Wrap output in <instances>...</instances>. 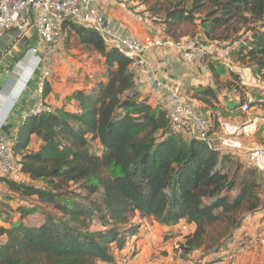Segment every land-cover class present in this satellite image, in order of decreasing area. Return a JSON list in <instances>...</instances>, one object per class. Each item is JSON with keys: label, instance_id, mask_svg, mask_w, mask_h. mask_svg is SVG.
<instances>
[{"label": "trees", "instance_id": "1", "mask_svg": "<svg viewBox=\"0 0 264 264\" xmlns=\"http://www.w3.org/2000/svg\"><path fill=\"white\" fill-rule=\"evenodd\" d=\"M139 1L175 42L195 38L199 27L212 42L244 38L231 55L264 82V0ZM62 34L66 46L75 36L74 44L97 53L103 72L72 93L75 110L52 106L28 115L13 136L28 179L1 175L7 192L0 194V216L7 226H0V264H115V250L126 249L142 228L136 217L195 224L184 250L202 251L207 264L220 261L243 220L264 207V173L240 174L234 152L170 133L167 110L136 89L134 60L99 32L66 19ZM230 76L227 87L243 104L250 88L238 72ZM50 92L48 82L45 99ZM199 94L219 102L212 86L199 87ZM40 180L45 186L36 185Z\"/></svg>", "mask_w": 264, "mask_h": 264}, {"label": "crops", "instance_id": "2", "mask_svg": "<svg viewBox=\"0 0 264 264\" xmlns=\"http://www.w3.org/2000/svg\"><path fill=\"white\" fill-rule=\"evenodd\" d=\"M99 4L104 10L108 22L120 26L126 34L143 41L159 38L165 42H171V45L166 44L146 50L143 54L146 63L143 66L137 63L132 65L136 78V89L143 97L148 98L152 106H158L165 110L169 107L168 92L158 85V81H162L171 86L180 85L188 104L204 116L213 119L214 112L220 110L224 112L226 117L237 121L238 117L235 113L241 111L240 94L235 89L228 88L227 83L231 80L230 72H238V70L234 69L227 61L234 64L239 61L233 58L228 47L223 49L220 57L208 54L201 62L187 64L182 57L181 44L186 41L192 42L197 38L203 39L201 27H199V32L193 40H186L189 37H182L181 41L175 42L165 34L162 25L155 23L152 19L150 23L141 20L140 17L129 12L123 3L116 4L107 0H100ZM33 15L30 10L24 13V16L30 22L25 31L21 32L13 28L0 36V126L10 136L17 133L19 126L24 122L35 103L33 93L37 86L39 72L36 65L38 57L42 55L43 48L40 46L36 54L31 52V48L38 46L40 43L39 35L34 27ZM147 17L149 18V16ZM71 38L72 43L69 46L64 43V34L52 42L56 44L57 48L55 63L57 78L51 82V92L46 100L53 107H65L68 110H75V100L71 98V105L68 103L72 93L77 89L90 87L94 76L103 72V66L100 63L102 58L97 53H90L84 50L81 45L77 46L73 43L76 37L72 36ZM210 64L215 68L218 78L213 76L209 67ZM87 66L90 69L85 72ZM72 71L73 73H83L84 76L76 78V83H71L68 77H74L75 74H72ZM238 73L240 74V72ZM241 78H243L242 75ZM242 82L246 85L244 81ZM201 86H212L218 90L219 102L209 103L201 98L202 95H196L198 88ZM231 92H234L236 99L231 95ZM206 98L209 99V97ZM253 114L261 117L258 113L253 112ZM245 143L257 145L251 137L246 138ZM39 145L40 142L36 140L32 147L38 149ZM239 154L246 157L244 152H239ZM17 157L20 158L19 155ZM1 178L0 174V194L7 192L5 183ZM26 179L28 177L24 175V180ZM263 214L264 207L260 211L248 215L236 231L233 243L237 242L242 236L252 239H256L257 236H259L258 239L264 238ZM0 218L3 220L2 216ZM188 225L190 232H193L195 224ZM2 226H7V223L4 222ZM263 251L264 244L257 243L247 253L244 260L242 259L240 262L257 264V261L259 262L264 258ZM222 259L223 256H221L220 261L211 264H221Z\"/></svg>", "mask_w": 264, "mask_h": 264}, {"label": "built area", "instance_id": "3", "mask_svg": "<svg viewBox=\"0 0 264 264\" xmlns=\"http://www.w3.org/2000/svg\"><path fill=\"white\" fill-rule=\"evenodd\" d=\"M99 2L100 0H0V36L13 28L25 31L30 22L24 13L30 10L34 14V27L40 39L39 45L32 47L31 52L36 54L40 46L43 48L36 65L39 72L33 93L35 103L28 115H39L53 109L43 94L46 83L52 82L55 76L57 48L52 42L61 36V25L66 19L99 32L109 46L117 48L132 58L134 63L142 66L146 63L143 56L146 50L171 45V42L159 38L143 41L126 34L120 26L108 22ZM181 45L182 57L187 64L201 62L206 56V47L201 44L189 42ZM158 85L168 92L167 118L170 133L186 134L210 148L226 153L244 152L247 164L264 173V146L245 143V139L252 137L261 124L258 115H249L241 122L230 119L217 110L214 112L216 122L213 124L208 117L188 104L180 85L171 86L162 81H158ZM257 101L264 102V99L258 100L253 95H248L240 106L241 111L250 112ZM13 146V136L5 133L0 126V174L24 181L25 174ZM250 243L252 242L238 240L228 247L223 257L228 261H235L238 254L249 249ZM257 243L264 244V238L257 239Z\"/></svg>", "mask_w": 264, "mask_h": 264}, {"label": "rangeland", "instance_id": "4", "mask_svg": "<svg viewBox=\"0 0 264 264\" xmlns=\"http://www.w3.org/2000/svg\"><path fill=\"white\" fill-rule=\"evenodd\" d=\"M107 1L116 3V4L123 3L124 7L129 12H132L133 15L140 17L141 20L148 22V23L151 22V19L149 18H153L154 16L148 10V6L139 0H107ZM147 16H149V18ZM152 23L154 22L152 21ZM189 39L193 40V38H188L186 40H189ZM242 39L244 38H241V39L239 38L237 39V41H232L229 43L227 42L218 43V42H212V41L206 40L203 37V39L197 38L196 40H193L192 42L195 44H201L205 46L206 54H211L212 56L220 57L222 56L220 54L223 53L222 51L225 47H228L230 50H233L236 47L238 48L241 42L243 41ZM189 42L191 41H186L183 44H187ZM224 55L226 56L227 54H224ZM224 58L226 59V57ZM227 63L231 64V66L234 67V69L240 72V74L243 77L242 81H244L246 84L245 86L247 88H250L247 90L246 97H247V94H249V95H253L258 100L264 99V82L261 80L260 76H258L251 68H249L245 64H242V63L239 64V62H236L234 64L229 61H227ZM81 69L83 70V68ZM89 69L90 68H88L87 66L85 72H88ZM72 74H75L74 77H71V78L68 77V80L70 79L69 82L71 83H76L77 82L75 81L76 78H80L84 76L83 73H75V72L73 73V71H72ZM56 78H57V71H56V66H55L54 79ZM183 95L185 96L184 93ZM231 95L235 98L234 92H231ZM68 103L69 105H71L70 98H69ZM253 112L261 115V117L260 116L259 117L262 120V123L258 126L257 131L252 136L253 138L251 137V139L257 144L264 146V102L257 101L256 103H254L252 105L250 112L248 113H243L240 110L237 111L235 114L239 120L238 119L236 120L244 122L249 117V115H256V114H253ZM233 154H234L233 155L234 162L240 165V168H241L240 174H242V172H244L245 170L254 169L247 164L245 157H243L241 154H239L238 152H234ZM258 173L260 174V172ZM36 185L39 187H43L45 186V181L40 180L36 183ZM263 198H264V194H263ZM17 201L18 200H15V202ZM244 216H246V214H244L243 217ZM135 220L141 224L142 229L140 230L139 234L134 239L131 238V240L126 246V249H124L123 251L115 250L114 253L117 259V262L115 264H207L205 261H203L205 254L202 251L193 250L191 252H186L183 248L186 236L189 233H191L190 227L187 223H184L182 221L183 223L180 222V224L172 226V225H162L153 220L141 221L139 217H136ZM262 222H264V214L262 215ZM2 224H4V222L0 218V226H2ZM258 237L259 236L255 237L256 239H252L250 237H245V236L240 237V239L247 240L248 242H252L250 243L251 246L249 247V249L238 254L237 259L235 261H228L227 259H225V257H223L221 264H241L243 263L244 261L242 262L240 261L242 259L244 260V258L247 256V253H249V251H251L253 247L257 245L256 242H257ZM231 244H234V243L233 242L230 243L227 247L224 248V250L221 251V256H224V254L227 252L228 247ZM100 264H106V263L100 262ZM243 264H251V263L244 262ZM257 264H264V258L260 260L259 262L257 261Z\"/></svg>", "mask_w": 264, "mask_h": 264}]
</instances>
